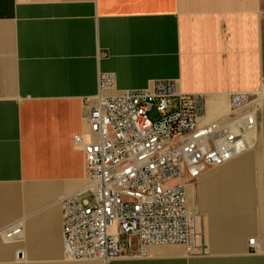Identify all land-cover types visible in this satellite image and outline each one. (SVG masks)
<instances>
[{"label":"crops","instance_id":"0c3cea01","mask_svg":"<svg viewBox=\"0 0 264 264\" xmlns=\"http://www.w3.org/2000/svg\"><path fill=\"white\" fill-rule=\"evenodd\" d=\"M262 0H0V264H264V98L245 155L188 189L197 255L149 247L102 263L63 257L59 200L86 188V98L172 80L201 94L205 119L264 82ZM253 138V137H252ZM198 214V213H197ZM20 226L17 239L3 232ZM254 239L252 245L249 241Z\"/></svg>","mask_w":264,"mask_h":264},{"label":"built area","instance_id":"2783aa9c","mask_svg":"<svg viewBox=\"0 0 264 264\" xmlns=\"http://www.w3.org/2000/svg\"><path fill=\"white\" fill-rule=\"evenodd\" d=\"M97 88L83 101L89 135L73 136L85 156L87 186L59 200L64 259L106 263L143 257L154 246L199 254L200 216L189 208L188 189L247 152L264 82L256 92L229 94L226 113L213 122L205 119L204 96L181 93L172 80L115 95L113 74L101 73ZM153 110L157 119L148 118ZM88 191L94 202L83 206L78 198ZM2 234L17 239L21 227ZM123 236L137 251L126 252Z\"/></svg>","mask_w":264,"mask_h":264},{"label":"rangeland","instance_id":"374dc122","mask_svg":"<svg viewBox=\"0 0 264 264\" xmlns=\"http://www.w3.org/2000/svg\"><path fill=\"white\" fill-rule=\"evenodd\" d=\"M263 4H262V16L264 18V0H262ZM157 113L155 112V110L151 111L149 114H148V118L150 119H157ZM257 140V138L255 139ZM254 140V141H255ZM219 168L213 170V171H217ZM192 185V184H191ZM190 185V186H191ZM78 200L80 201V203L83 205V206H88V205H92L93 204V197H92V194L88 191V192H85L83 194H81L78 198ZM194 207L196 208L195 212L198 213L199 215L202 214L199 210V200L198 198H196V196H194ZM121 245L123 244V246L126 248V252L128 254H131V253H134L135 251H137L138 248H136V242L135 240H131L129 241L128 240V237L127 236H123L121 238V241H120Z\"/></svg>","mask_w":264,"mask_h":264},{"label":"bare ground","instance_id":"6f19581e","mask_svg":"<svg viewBox=\"0 0 264 264\" xmlns=\"http://www.w3.org/2000/svg\"><path fill=\"white\" fill-rule=\"evenodd\" d=\"M252 137H253V138H252ZM254 137H255V136H252V135H251V137H250L251 140H250V142H249L250 144H252V140H253V142H254V140H255ZM245 154H246V153H244L243 155H245ZM243 155H241V156H243ZM239 157H240V156H239Z\"/></svg>","mask_w":264,"mask_h":264}]
</instances>
